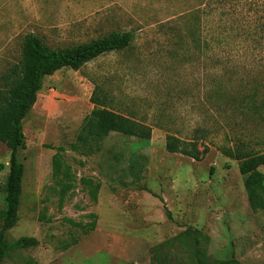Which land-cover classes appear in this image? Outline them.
I'll list each match as a JSON object with an SVG mask.
<instances>
[{
    "label": "rangeland",
    "instance_id": "374dc122",
    "mask_svg": "<svg viewBox=\"0 0 264 264\" xmlns=\"http://www.w3.org/2000/svg\"><path fill=\"white\" fill-rule=\"evenodd\" d=\"M114 30L133 31L132 45L46 76L23 120L22 203L6 236L36 241L2 264H198L191 228L205 264H264V210L249 205L225 153L242 144L264 153V114L237 108L264 98V0H0V85L28 33L65 48ZM94 79L113 90L117 111L152 128L150 140L81 141ZM169 135L208 149L200 160L171 153ZM9 159L0 141V212Z\"/></svg>",
    "mask_w": 264,
    "mask_h": 264
},
{
    "label": "trees",
    "instance_id": "16d2710c",
    "mask_svg": "<svg viewBox=\"0 0 264 264\" xmlns=\"http://www.w3.org/2000/svg\"><path fill=\"white\" fill-rule=\"evenodd\" d=\"M191 28L193 30H191ZM188 30V37L195 47L201 48L202 41L196 29L192 26ZM134 41L133 31L114 30L87 43L65 48L51 47L43 38L35 33L24 36L21 48V59L13 65L11 70L2 76L0 85V141L10 149L9 172L5 180V209L0 212L2 222L0 228V264L7 257L10 249L24 248L35 243L31 237H23L13 243L6 236L19 219L22 203L23 178L25 174L24 162L20 151L26 148V135L23 120L32 110L42 88L46 76L53 75L58 70L70 67L81 69L89 61L113 51H122L129 48ZM94 89L90 100L93 109L83 121L80 130V139L85 142L99 144L111 133H121L128 136L150 140L152 128L135 119L129 114H123L116 109L114 92L103 81L93 80ZM237 99V108L241 111L252 110L259 115L264 114V98L257 97ZM244 144L225 150V153L238 161V168L244 177V187L249 205L253 210H264V153H253ZM166 149L171 153H182L195 160H200L206 152L200 150L197 142L185 141L177 136L169 135ZM53 174L58 176L61 170V157L53 155ZM213 168L211 170V173ZM68 177L67 173L65 172ZM96 221L88 227L95 229ZM186 232L194 234V254L198 264H205L202 260L200 248V231L191 228ZM215 264H243L236 257L219 260Z\"/></svg>",
    "mask_w": 264,
    "mask_h": 264
}]
</instances>
